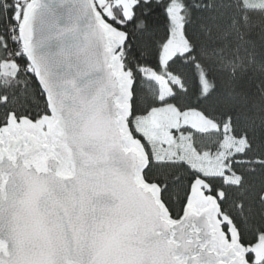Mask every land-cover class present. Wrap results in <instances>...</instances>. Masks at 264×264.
Here are the masks:
<instances>
[{
	"label": "water",
	"instance_id": "95a60500",
	"mask_svg": "<svg viewBox=\"0 0 264 264\" xmlns=\"http://www.w3.org/2000/svg\"><path fill=\"white\" fill-rule=\"evenodd\" d=\"M18 33L49 114L0 126V264H252L204 179L178 218L146 180L128 35L96 0H30Z\"/></svg>",
	"mask_w": 264,
	"mask_h": 264
},
{
	"label": "trees",
	"instance_id": "16d2710c",
	"mask_svg": "<svg viewBox=\"0 0 264 264\" xmlns=\"http://www.w3.org/2000/svg\"><path fill=\"white\" fill-rule=\"evenodd\" d=\"M16 1L8 0L7 9H0V126L10 113L33 120L49 114L20 44L11 41L9 27L18 25L22 12ZM115 1L110 0L114 17L104 16L128 35L122 59L134 79L129 123L150 155L146 180L161 186L163 201L178 218L193 182L204 179L212 194H222V212L238 228L242 243L255 248L264 237V0H136L129 18ZM178 8L188 47L167 57ZM12 53L20 70L7 75L2 65ZM169 76L180 85L174 84L170 95L161 99L157 79ZM165 104L199 111L217 125L210 131L182 128L201 151L220 153L228 137L243 142L244 149L232 151L228 159V171L239 177L237 183L206 175L184 160L153 158L133 121ZM248 259L264 264V256L257 258L256 252Z\"/></svg>",
	"mask_w": 264,
	"mask_h": 264
},
{
	"label": "rangeland",
	"instance_id": "374dc122",
	"mask_svg": "<svg viewBox=\"0 0 264 264\" xmlns=\"http://www.w3.org/2000/svg\"><path fill=\"white\" fill-rule=\"evenodd\" d=\"M96 2L103 14L114 17L110 0H96ZM115 3L122 5L126 18L131 17L136 0H116ZM175 18H177L176 26L167 57L188 47V42L181 31L182 16L179 8L175 11ZM19 70L14 60H8L2 65V72L7 75H15ZM157 81L160 85L161 99L170 95L174 84L180 85V81L174 76L158 78ZM133 124L136 132L147 140L155 160H184L206 175L224 176L232 183L239 181V177L228 171V159L232 151L240 152L244 149L241 140L228 137L223 143L224 150L218 154H211L195 148L191 138L183 132L182 128L186 126L200 131L217 129V125L199 111H182L173 105L165 104L154 108L145 116L136 117ZM255 252L257 258L264 256V237L255 246Z\"/></svg>",
	"mask_w": 264,
	"mask_h": 264
},
{
	"label": "built area",
	"instance_id": "2783aa9c",
	"mask_svg": "<svg viewBox=\"0 0 264 264\" xmlns=\"http://www.w3.org/2000/svg\"><path fill=\"white\" fill-rule=\"evenodd\" d=\"M24 1L23 0H17L16 1V7L21 9L22 8V5H23ZM9 34H10V37H11V41L13 43H19L20 44V38H19V33H18V26L15 24V25H12L9 27ZM22 49L21 45H20V50ZM14 54L12 53V56L9 58V60H14Z\"/></svg>",
	"mask_w": 264,
	"mask_h": 264
},
{
	"label": "snow or ice",
	"instance_id": "6c2138e0",
	"mask_svg": "<svg viewBox=\"0 0 264 264\" xmlns=\"http://www.w3.org/2000/svg\"><path fill=\"white\" fill-rule=\"evenodd\" d=\"M7 7H8V0H0V9H4V10H6ZM13 11H14V10H10V11H9V18H10V19L12 18Z\"/></svg>",
	"mask_w": 264,
	"mask_h": 264
}]
</instances>
